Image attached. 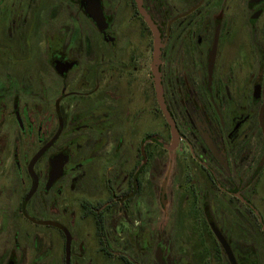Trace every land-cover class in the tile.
Instances as JSON below:
<instances>
[{"label":"flooded vegetation","instance_id":"1","mask_svg":"<svg viewBox=\"0 0 264 264\" xmlns=\"http://www.w3.org/2000/svg\"><path fill=\"white\" fill-rule=\"evenodd\" d=\"M0 264H264V0H0Z\"/></svg>","mask_w":264,"mask_h":264},{"label":"water","instance_id":"2","mask_svg":"<svg viewBox=\"0 0 264 264\" xmlns=\"http://www.w3.org/2000/svg\"><path fill=\"white\" fill-rule=\"evenodd\" d=\"M145 19H146L148 25L150 26V28L153 30V26H152L151 22L149 21V19L146 17H145ZM169 123L172 126V146H173L176 142L175 131L173 130V124L171 122H169Z\"/></svg>","mask_w":264,"mask_h":264}]
</instances>
